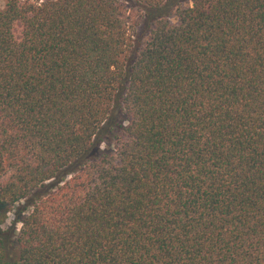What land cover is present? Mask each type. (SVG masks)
<instances>
[{"label": "trees", "instance_id": "trees-1", "mask_svg": "<svg viewBox=\"0 0 264 264\" xmlns=\"http://www.w3.org/2000/svg\"><path fill=\"white\" fill-rule=\"evenodd\" d=\"M0 264H264V0H5Z\"/></svg>", "mask_w": 264, "mask_h": 264}, {"label": "rangeland", "instance_id": "rangeland-1", "mask_svg": "<svg viewBox=\"0 0 264 264\" xmlns=\"http://www.w3.org/2000/svg\"><path fill=\"white\" fill-rule=\"evenodd\" d=\"M4 5H5V0H0V7H4ZM20 30H21V27H18L17 28V35H19ZM14 208H16V207H14ZM14 218H15V214H14V210H13V211L9 212L7 220L3 225L4 228H9L10 226H12V221ZM18 227L20 228V224L18 225Z\"/></svg>", "mask_w": 264, "mask_h": 264}]
</instances>
